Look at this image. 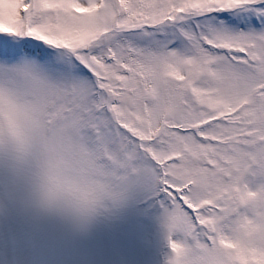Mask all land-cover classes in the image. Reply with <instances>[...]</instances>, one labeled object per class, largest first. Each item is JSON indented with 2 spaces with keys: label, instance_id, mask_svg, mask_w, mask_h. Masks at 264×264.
I'll return each mask as SVG.
<instances>
[{
  "label": "snow or ice",
  "instance_id": "1",
  "mask_svg": "<svg viewBox=\"0 0 264 264\" xmlns=\"http://www.w3.org/2000/svg\"><path fill=\"white\" fill-rule=\"evenodd\" d=\"M0 168L81 219L143 188L168 264H264V0H0Z\"/></svg>",
  "mask_w": 264,
  "mask_h": 264
},
{
  "label": "rangeland",
  "instance_id": "2",
  "mask_svg": "<svg viewBox=\"0 0 264 264\" xmlns=\"http://www.w3.org/2000/svg\"><path fill=\"white\" fill-rule=\"evenodd\" d=\"M35 183L29 174L13 189L0 168V264H164L163 210L143 188L81 219L64 205L41 208Z\"/></svg>",
  "mask_w": 264,
  "mask_h": 264
}]
</instances>
